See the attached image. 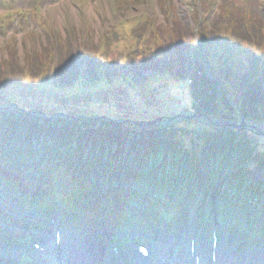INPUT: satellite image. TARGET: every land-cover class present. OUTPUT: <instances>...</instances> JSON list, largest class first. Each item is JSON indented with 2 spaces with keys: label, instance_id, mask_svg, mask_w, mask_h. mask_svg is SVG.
<instances>
[{
  "label": "trees",
  "instance_id": "obj_1",
  "mask_svg": "<svg viewBox=\"0 0 264 264\" xmlns=\"http://www.w3.org/2000/svg\"><path fill=\"white\" fill-rule=\"evenodd\" d=\"M226 7L231 12L227 17V12L222 9L218 23L224 31L230 32V36L217 32L220 25L215 30L204 26L194 34L184 23H177L172 30L166 31L144 18L130 31L123 29V22L110 29L95 50L86 55L64 46L56 59L54 55L44 58L38 54V57H32L31 63L26 61L23 66L10 60L0 62V115L5 128L0 142V164L13 169L14 166L7 163L12 159L17 164L15 167L21 170L22 159L41 161L42 189L47 194L32 197V206L48 212L58 199L62 200L68 213L79 215L75 220L76 227L81 229L89 220H86L88 214L95 212L76 207L75 199L87 204L91 202V208L97 201L94 185H100L105 189V208L111 209L118 199L143 204L147 198L156 196L160 199V209H167L170 216H179L181 210L186 212V206L199 203L200 191L208 187V183L203 185L201 177L204 171L210 172L206 164L211 156L229 157L241 148L244 161L255 164V168H264V153L254 147L246 134L239 135L232 128L213 127L209 122V126L199 130L192 126L194 121H186L185 126L175 123L161 127L150 119H140L139 114L132 118L139 105L133 101L129 104L122 88L116 86L119 79L125 82L132 79L124 71L131 68L136 73V68L145 70L146 64L148 69L159 70L162 74L167 71L178 76L192 73L191 81L202 88L201 96L207 108L209 106L205 118L215 121L218 118L212 113L218 106L215 96L218 98L222 90V87L218 90L217 85L227 82L234 87L237 73H240L245 76L242 89L245 87L247 93L243 104L263 109L264 94L259 90V82L263 81L260 72L264 53L258 48L262 45L257 39L255 45L250 44L243 20L236 17L231 4ZM260 28L259 23L255 32L261 38ZM199 47L204 48V62L200 60ZM136 52H142V55ZM152 54L157 58H150ZM205 69L210 72L208 76ZM158 100H154V105L159 111L162 108ZM41 133L48 138L45 146L41 151L39 148V151L31 150L34 137ZM222 135L224 138L220 139ZM20 142L24 143L23 147ZM127 144L137 154L143 152L138 171L120 164L122 147ZM94 145L108 151L100 152L96 163H91L93 150L84 156L81 149ZM113 145L115 151H112ZM168 156L172 157L171 165L162 170L159 161ZM148 161L153 163L148 164ZM180 161H185L184 173ZM246 169L242 167L236 173ZM73 170L75 173H71ZM216 195L222 199L217 219L245 227L246 211L252 214L256 209L242 206L241 197L229 203L226 195ZM229 213L233 214L231 218ZM256 229L253 228L258 234Z\"/></svg>",
  "mask_w": 264,
  "mask_h": 264
},
{
  "label": "rangeland",
  "instance_id": "obj_2",
  "mask_svg": "<svg viewBox=\"0 0 264 264\" xmlns=\"http://www.w3.org/2000/svg\"><path fill=\"white\" fill-rule=\"evenodd\" d=\"M227 4H231L233 13L236 17L240 16L243 20V29L248 36L247 39L250 44L253 43L255 45L257 39L258 43L262 45L258 48H262V52L264 53V0H7L6 5H0V26L5 27L4 21H8V26L5 27L4 34L0 31V60H2L0 62L10 60L23 66L26 61L31 63L32 57L35 55L38 57V54H41L44 58L54 55L56 59L59 56L60 48L64 46H70L72 49L76 50V52H83L86 55L95 50L96 45L102 42L101 40L104 39L106 33H109L110 29H114V27L118 25L121 26L123 22V26L125 25L123 29L130 31L134 24L144 18L150 19L156 28L160 30L165 29L166 31H170L173 27H176L177 23H184L185 26L192 28L194 34L195 32L198 34L204 26L208 27V29L213 28L215 30L218 29L216 26L220 25L219 23L221 20L219 17L222 14L221 9L227 12V17L229 16L228 13H230V10L226 7ZM37 8L38 11L36 10ZM20 9L24 10L22 14L27 17L29 23H26L24 18L14 13V11ZM259 23L261 24V38L255 32L257 31L255 29L256 25ZM220 27L221 28L217 30L219 34L230 36L229 31H224L221 25ZM241 37L243 39L244 35L241 34ZM154 49L155 48H152V50ZM198 50L201 51L200 60H203L204 55H201L202 48L199 47ZM102 51L103 48L99 52L101 53ZM136 53L140 56L142 55V52ZM144 53L145 55L148 54V52ZM164 57H166V53ZM150 58H157V55L152 54ZM148 66L149 65L146 64L145 70H138V68H136V73L131 68L124 71V74L132 77V79L128 81L130 83L125 82L123 79H119L116 82V86L122 88L123 94L126 95V98H124L128 103L130 104L131 101H133L139 105L138 110H134L137 113H134L132 118H137L139 114L140 119L143 117L150 119V122L157 123V125L161 127L175 125V123H181L180 126H185L186 121H194L192 122V126L197 127L196 129L199 130L205 126H209L207 122L213 127L218 126L212 125L211 119L207 120L205 118L206 114L209 112V106L207 108V103L201 96L202 88H200L199 85H194L193 81H191V77H193L192 73L178 76L174 72L167 71L162 74L159 70L153 72V69L147 68ZM205 71L208 76L209 71L207 69H205ZM237 74L234 87L222 81L220 85H217L216 88L219 90L222 87V90L220 95L218 94V98L215 96L218 106L216 110H212V113L218 116L215 120L217 122L222 120L220 117H223V121L227 120L228 122L242 126L243 128L240 130L239 135L246 134V137L250 139L254 147H256L259 152L264 153V108L261 109L260 107L257 110L253 109V105L243 104V97L247 94L245 92V87L242 89V81H245V76L240 73ZM260 74L263 81L259 82V90L264 94V62ZM244 85H246V83H244ZM156 99H159L157 102L160 108H162L159 111L154 105V100ZM152 101H154V103H152ZM252 103L253 101H250V104ZM7 110L10 111L11 109ZM258 116L262 118H258ZM2 122L3 118L2 115H0V142L5 133ZM192 123L187 122L188 125ZM222 131V133H226V131ZM19 133L21 134V132ZM222 136L223 137H220V139L224 138V135ZM42 137H45L42 133L34 137V143H31L34 148L31 150H38ZM27 144H29V142ZM20 145L23 147L24 143L20 142ZM28 148L29 146L26 145V149ZM90 149L93 150L94 154V158L90 159L91 163H94L100 152L107 153L108 151L106 148L105 150L104 148L101 150L98 145H94L86 150L81 149V153L85 156V154H89ZM112 151H115V145H113ZM236 152L230 153L229 157H216L215 155L210 157L209 162L206 164L210 172L204 171L201 177L203 183H208V190L200 191L201 198L199 202L200 204L201 202L206 204L204 206L205 208L200 210V213H204L206 217L208 214L209 217V212L213 209L218 212L219 207H216L215 203L214 206L207 205L210 203L208 199L210 194L217 191L220 196L226 195L225 197L229 199V203L238 201L239 197H241L242 206L252 207L255 205L254 209L256 210L253 212V219H262V221H264V168H255V164L249 165L247 163L248 161H244L245 159L242 158L241 153L244 151L241 148ZM121 153L123 154L120 156L121 161L127 168L137 171L140 169L137 167L139 165L138 161L142 158L143 153H141V151L140 154H137L136 151L131 148V145L127 144L125 146L123 145ZM13 156L14 155H12V157ZM21 157L25 156L22 155ZM171 158L172 157L168 156L166 160L159 161L160 163L158 165L162 170L168 169L171 165L169 164ZM30 161L31 160L28 159H22L20 165L25 166L26 163H30L29 165L31 166L34 165L37 160ZM180 162H182L181 167L184 173L185 161ZM8 163L15 165L12 159H9ZM151 163H153V161H148V164ZM148 164L146 166H149ZM242 167L250 169L249 172H247L246 169L242 170L245 172L236 173V171ZM178 172H180V170ZM37 173L31 174V172H27V174H23L25 178L33 177L35 179L34 184L31 183L34 192L38 189L40 182L39 179H36L38 176ZM1 174L2 177H9L18 189L23 188L24 184L22 183V179L19 180L16 177H12L7 172H1ZM20 184H23V186H20ZM0 187H2V192L0 194L1 198L8 199L11 202L17 199L15 198L17 196L10 193L8 197V192L10 191L3 188L1 184ZM101 191L104 190L101 188ZM31 193L33 192L31 191ZM182 193H184V191H182ZM103 199L105 198L103 197ZM221 201L222 199H218L217 202L221 203ZM117 202L119 201H116V203ZM11 205L15 206L14 203ZM190 206L191 205L186 206L185 209L190 215H193L196 205ZM24 208V212L32 213L27 206H24ZM58 208L59 213L62 214L64 223L66 222L65 225L68 226V218L70 217L67 218V216L63 214L64 211L62 208ZM240 209L241 207L238 208L239 212H241ZM0 214L19 220V224L27 223L23 227H20V225L17 226L12 221L9 222L0 217L1 240L7 241L13 238L21 241V243L27 244L28 238H37L38 231L36 228L41 227L40 224L42 221L36 224L35 219L41 220V213H32L33 215L29 214L30 216L26 215L27 217H24L25 219H21L15 218L14 214L9 213L8 208H5V210L0 211ZM119 214L120 211L117 209V215ZM58 215L59 214L56 213L53 217L55 216V219L58 220ZM229 216V218H231L233 214L229 213ZM29 221L34 223H30ZM104 226L105 224L103 223H92L90 226L91 228H87L86 233H79L78 236L75 235V239L71 240V244H69L70 238L67 236V233L66 235L64 234V250L69 254H73L74 260H76L75 256L77 255L78 258L83 254L86 255L87 253L84 251L86 249V243L92 240L88 238V236L92 235L96 229H99L100 232L102 231L103 235L107 234L108 231H106L107 229L104 228ZM52 229L51 231H54L55 226H52ZM68 233L70 237H72L70 231H68ZM17 246L20 248L22 245L19 243ZM29 247V244L27 246L25 245L24 250H22L17 247L7 248L0 245V260L4 261L10 259L14 261L23 259L25 255L27 256ZM248 248V251L254 252L255 254L258 253L256 245ZM56 251L54 250L55 253H57ZM96 251L98 252L97 248H95L94 252ZM89 252H92V249L91 251L89 250ZM57 256L51 258V264H57ZM98 256V254L95 255V258L97 259ZM36 260L38 261L34 262V260H32L31 264H41L42 257L39 256ZM61 261L64 263L63 260ZM74 264H76V262Z\"/></svg>",
  "mask_w": 264,
  "mask_h": 264
},
{
  "label": "bare ground",
  "instance_id": "obj_3",
  "mask_svg": "<svg viewBox=\"0 0 264 264\" xmlns=\"http://www.w3.org/2000/svg\"><path fill=\"white\" fill-rule=\"evenodd\" d=\"M64 231L63 230H61V235H60V243H59V245H58V249H60V251H61V255L63 256V260L66 262L65 264H71V263H75L76 261L74 260V255L73 254H69V253H67L65 250H64V248H63V245H64V243H65V241H64ZM52 250V249H51ZM157 248H153L152 249V253H153V255H155V254H157ZM86 253L88 252V251H85ZM175 258V256H171V259H174ZM170 258L169 259H167L166 261H165V264H173V261L171 260ZM74 260V261H73ZM182 260L185 262V263H187V264H191L192 263V261H191V257H190V255H189V253H187V251L185 250V247H184V242H183V254H182ZM219 260H221V258H219ZM203 261H204V264H212L210 261H208L207 262V258H204L203 259ZM78 262H80V261H78ZM88 262H96V263H98V260L96 259V258H91V259H88ZM180 262H182V261H180ZM77 263V262H76ZM80 263H83V262H80ZM83 264H85V263H83ZM102 264V263H101ZM155 264H159L158 262L157 263H155Z\"/></svg>",
  "mask_w": 264,
  "mask_h": 264
},
{
  "label": "water",
  "instance_id": "obj_4",
  "mask_svg": "<svg viewBox=\"0 0 264 264\" xmlns=\"http://www.w3.org/2000/svg\"><path fill=\"white\" fill-rule=\"evenodd\" d=\"M203 55V53H202ZM211 124L212 125H218V126H223V127H231V128H235V129H240V126L239 125H236V124H233V123H230V122H227V121H211Z\"/></svg>",
  "mask_w": 264,
  "mask_h": 264
}]
</instances>
